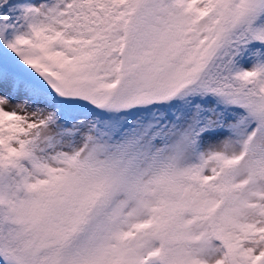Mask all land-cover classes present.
<instances>
[{"label":"snow or ice","instance_id":"obj_1","mask_svg":"<svg viewBox=\"0 0 264 264\" xmlns=\"http://www.w3.org/2000/svg\"><path fill=\"white\" fill-rule=\"evenodd\" d=\"M0 264H264V0H0Z\"/></svg>","mask_w":264,"mask_h":264}]
</instances>
